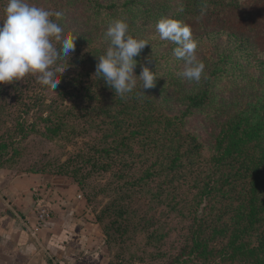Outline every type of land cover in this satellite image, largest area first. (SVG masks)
Segmentation results:
<instances>
[{
  "label": "trees",
  "instance_id": "trees-1",
  "mask_svg": "<svg viewBox=\"0 0 264 264\" xmlns=\"http://www.w3.org/2000/svg\"><path fill=\"white\" fill-rule=\"evenodd\" d=\"M75 1L88 14L89 21L97 24L95 27L90 23L84 32L81 28L72 32L64 25L63 16L56 20L64 27L65 35L70 32L77 36L75 50L83 46L86 53L77 50L84 54L76 52V59L72 54L54 67L68 65L73 69L76 63L84 66L71 74L69 81L58 85L50 102H45L44 94L36 88L46 87L37 82L36 76L28 77L32 92L22 91L23 85L21 90L11 84L0 85L2 114L12 119L11 124L7 119L1 121L0 168H4L3 158L9 154L8 159L16 162L29 157L31 164L24 172L68 176L85 190L91 177L104 179L87 192L86 200L106 190L113 195L104 212L114 213L118 220L104 223L102 214L97 217L108 243L117 239L111 231L117 221L116 230L128 231L136 212L129 206L134 199L148 215L143 219L146 223H142L148 240L157 235V242L164 241L174 220L185 225L186 262L264 264V76L257 69L254 73L247 71L245 61H233L231 49L221 43L223 34L218 33L213 36L217 53L199 57L205 64L199 82L180 77L181 66L173 65V72L174 43L162 51L160 59L153 57L147 45L142 51L143 59H149L146 65L162 83H167L158 86L155 82L153 88L142 89L143 94L142 81L137 78L136 89L122 98L94 75L97 56L106 50H97L90 44L94 35L110 43L107 29L116 14V19L129 23L130 34L140 38L150 29V22L155 27L162 17L180 20L181 12L188 10L189 0L171 4L166 1L164 7L162 0ZM6 2L0 0V19ZM104 15L112 18L104 20ZM225 33L245 41L234 32ZM154 37L160 43L158 48L169 43L157 34ZM154 61L158 65L155 62L152 66ZM223 72L244 75L234 85L231 97L221 96L216 90L215 81ZM254 79L257 82L251 83ZM240 83L244 84L241 89ZM17 102L26 107V115L36 108L34 118L22 116L19 107H15V114L4 111L5 106ZM202 113L213 125L205 140L186 124L187 118ZM30 136L32 142L37 138L33 150L24 143ZM82 136L89 137L62 160V148L67 143L78 145L76 138ZM39 146L44 148L38 157L34 149ZM151 209L157 211L150 213ZM160 211L169 218L161 220ZM123 216L125 219L119 221Z\"/></svg>",
  "mask_w": 264,
  "mask_h": 264
},
{
  "label": "rangeland",
  "instance_id": "rangeland-1",
  "mask_svg": "<svg viewBox=\"0 0 264 264\" xmlns=\"http://www.w3.org/2000/svg\"><path fill=\"white\" fill-rule=\"evenodd\" d=\"M166 1L171 4L176 0H162L161 2L164 3L162 7L165 6ZM32 2H34L37 6L46 8L48 10L55 9L62 12L63 17L65 18L64 25L70 27L72 32L74 30L78 31L80 28L81 31L83 30L84 32V30L89 28V26L91 25L90 23H93L96 27L97 22L89 21L88 14L82 11L83 7L75 0H32ZM164 9L165 8L161 10ZM115 15L116 14L113 15V19L117 18L115 17ZM102 18L104 20H108L112 18V16L104 15V17ZM180 20L190 25L193 37H196L198 39V47L196 50L198 58L204 55L210 56L213 52L217 53L214 48L215 41L213 43V36L218 33H222L223 40L221 43L222 45H226V49H231L230 53L233 55V61H245L247 71L250 70L252 73H254L257 69V72H260L261 75L264 76V69L260 68L261 65L264 66V0H189L188 10L185 9L183 10V12H181ZM152 23L153 22L149 23L150 29H148L139 39L147 38L146 40L149 41L148 45L151 47V53L153 54V57H157V59H160L162 51L164 52L169 49L172 46V42L169 41L166 46H161V48H158L157 45H160V43L155 39L154 36L155 34H157L160 37V34L156 30V26L153 27ZM225 32H234L237 35L245 38V41L241 42V39L235 40L232 37L228 36ZM68 35H72V33L69 32ZM100 39V36L94 35L92 41H90V44L97 50L107 49L109 43H107V41L101 42ZM176 46L177 45H174L171 49V58H175V60H173L171 63L173 72L175 71L173 65L177 67L181 66V68L184 66L183 62H177V58L173 55V49ZM77 50H83L86 53V49L83 48V46H78V49H76L75 52L72 53L73 56L76 55V52L78 54H84V52ZM86 57L89 56L86 55ZM144 57V52H142L140 56L135 57V59L137 60V66L134 70L135 75H139L141 71V65L147 66L146 64L148 58L144 60ZM74 58L76 59V56ZM155 62L158 65V62L154 61V63H152V66L155 65ZM63 66L64 65H58L59 71H62ZM82 66H84L83 63H76V65L73 66V69L71 68L72 70L66 68L65 71L60 75L59 85H61L64 80H66L65 82L69 81L70 75H73V73L77 72L78 68H81ZM88 68L93 67L89 66ZM176 72V74H178L177 69ZM59 74L60 72L58 73V75ZM235 75L236 74H233L232 72L231 74L223 72L222 76L217 78L215 83L217 85L216 90H218L219 95L227 97L232 96V91L235 87L234 85H238V80L242 76H244L243 73L238 76ZM31 76L32 74H29L26 75L22 80L13 81L11 83H0V85L11 84L12 86L18 87L19 90H21L20 87L21 85H23L22 91L25 92L26 89L27 92H32V90L29 91L30 87L29 85H27V83L30 82V78L28 77ZM248 76H250V74H248L247 72V77ZM247 77L245 76V79H248ZM256 82L257 81L255 79L251 81V83ZM156 83H158L159 86L167 82L163 80L162 83L161 78L158 77ZM243 83H240V89L244 86ZM36 88L44 94L45 102H50V99L52 100L56 95V89L52 90L51 88L41 86H38ZM23 98L25 101H28L26 96H24ZM15 107H19L20 110H22V116L34 118L33 112L36 110V108L30 109L28 115H26V107L22 106V104H19V102L15 104L12 103L11 106H5L4 111L15 114ZM43 112H45V110ZM6 119L11 124L12 119ZM6 119L3 116L0 107V128H2L3 126V123L1 121ZM186 124L188 128L197 131L198 134H200V138H202L203 140L209 137L208 134L210 135L213 128V125L207 117L206 113L195 114L187 118ZM88 137L89 136H82L76 138V140L78 139L79 142L78 145L67 143L65 149L62 148V151H60L62 152V160H64L79 147V144L83 140V138L88 139ZM31 138L32 136L25 140L24 143L26 145H29V147H32L31 150H33V145L35 144L37 138L33 140V142L30 141ZM43 148V146L35 148V156L38 155L39 157L42 154ZM8 158L9 154L3 158V160H5V164L3 163L2 167L8 169L14 174L24 172L25 168L29 167V165L31 164L29 157L22 160L21 162L9 160ZM44 175H46L47 177L57 176L55 174H49L47 172L46 174L44 173ZM57 177L67 178L71 180L77 187L81 195L78 208L86 213L90 221L98 225V228L100 230L99 232H101L102 235L101 243L106 257L105 260L109 264H193L192 262L185 261V258H187L188 256V249L185 248L184 242L186 239V235L184 233L185 225L177 223L174 220L171 223V230L168 236L165 237L164 241L157 242L155 239L157 238V235L148 240L147 233L146 231L144 232L142 228V223H146L143 219L145 217L148 218V215H145V212L133 199L134 203L129 204V206H132L134 209H136V212L133 216L131 225L128 227V231L121 232V230H116L117 226L119 225V222L117 221V223H115L114 225V229L111 230L113 236H115L117 239L115 241L112 239L113 241L108 243L106 242L105 230L102 227L103 225H101L102 223L100 220L97 221V217L102 214L101 220H103L104 223H111L113 220L117 219L114 213L104 212V208L107 207L112 201L113 195L106 190L103 193L100 192L96 195L91 196L90 201L86 200L87 192H89L92 187L100 186L103 183L104 179H101L100 177H91L89 180H87V184L89 185H87L85 190L80 188L79 185L77 186L76 182L71 177L60 175H58ZM156 211L157 209H151L150 213ZM160 212L161 220L163 218L164 220H167L169 218L165 216V211ZM124 216L122 217V219H119V221L125 219ZM161 230L162 228L160 229V231ZM119 238H124L125 241L122 242ZM160 243L162 245H160ZM218 264L224 263L220 262Z\"/></svg>",
  "mask_w": 264,
  "mask_h": 264
},
{
  "label": "clouds",
  "instance_id": "clouds-1",
  "mask_svg": "<svg viewBox=\"0 0 264 264\" xmlns=\"http://www.w3.org/2000/svg\"><path fill=\"white\" fill-rule=\"evenodd\" d=\"M63 16L60 11H51L37 6L32 0H7L0 19V83L22 80L26 75L37 77V82L55 90L60 75L68 65L54 67L63 58L75 52V35H65L56 22ZM55 17V19H53ZM161 40L175 45L173 55L183 60L179 74L190 81L199 82L204 75L205 64L196 54L198 41L193 37L190 25L172 17H162L156 22ZM110 43L104 54L97 56L95 74L122 98L137 87V78L142 81L140 92L155 86L158 77L149 67L141 65L139 75L135 57L141 55L149 41L130 34L125 19H114L107 29ZM56 45H59L57 47Z\"/></svg>",
  "mask_w": 264,
  "mask_h": 264
},
{
  "label": "crops",
  "instance_id": "crops-1",
  "mask_svg": "<svg viewBox=\"0 0 264 264\" xmlns=\"http://www.w3.org/2000/svg\"><path fill=\"white\" fill-rule=\"evenodd\" d=\"M80 198L67 178L0 168V264H109Z\"/></svg>",
  "mask_w": 264,
  "mask_h": 264
},
{
  "label": "built area",
  "instance_id": "built-area-1",
  "mask_svg": "<svg viewBox=\"0 0 264 264\" xmlns=\"http://www.w3.org/2000/svg\"><path fill=\"white\" fill-rule=\"evenodd\" d=\"M50 215V209L48 207H42L40 210H39V218L41 220L47 218L48 216Z\"/></svg>",
  "mask_w": 264,
  "mask_h": 264
}]
</instances>
